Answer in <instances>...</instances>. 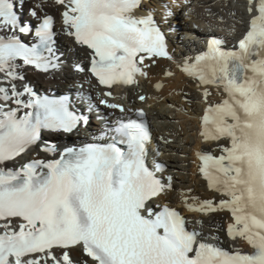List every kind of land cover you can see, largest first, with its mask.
Returning <instances> with one entry per match:
<instances>
[{
	"label": "snow or ice",
	"instance_id": "1",
	"mask_svg": "<svg viewBox=\"0 0 264 264\" xmlns=\"http://www.w3.org/2000/svg\"><path fill=\"white\" fill-rule=\"evenodd\" d=\"M192 4L0 0V264H264V0H227V35L178 59ZM178 72L207 195L161 159L174 140L144 107L142 82Z\"/></svg>",
	"mask_w": 264,
	"mask_h": 264
},
{
	"label": "bare ground",
	"instance_id": "2",
	"mask_svg": "<svg viewBox=\"0 0 264 264\" xmlns=\"http://www.w3.org/2000/svg\"><path fill=\"white\" fill-rule=\"evenodd\" d=\"M226 2L227 0H193L191 18L184 17L182 23L178 19L173 21L174 25L178 24L180 27L169 33V42L178 59L181 54H193L194 50L203 48L206 38L210 34L214 33L216 36L227 35L232 18L229 16L227 8L221 9V5ZM233 2L235 3V0ZM209 5L223 17L224 23H220L217 18L206 14L205 8ZM195 25H198V27H194ZM59 27L60 25L57 23V30H59ZM181 29L185 31L184 34L179 31ZM187 33L190 34V37L185 38ZM59 43L62 49L69 48L72 45V42L63 37L62 34L59 37ZM33 79L39 80L40 77L35 74ZM157 79V77H153V81ZM184 88L193 98H198L197 89L189 84L179 72L174 80L166 81L165 88L160 92L154 90L152 83L145 82H142L140 90L150 97H155V99L150 98L147 105H144L154 135L167 136L174 140L170 148L161 145L164 152L161 159L171 162L173 167L179 169L175 175L181 181L186 182L196 192L207 195L200 178L196 174V165L192 163L195 160L192 154L193 150L200 147V140L197 135V118L201 112V105L194 104L190 106L187 113L177 111L176 107H170V104H183V98L176 93ZM137 104H139L138 101Z\"/></svg>",
	"mask_w": 264,
	"mask_h": 264
},
{
	"label": "rangeland",
	"instance_id": "3",
	"mask_svg": "<svg viewBox=\"0 0 264 264\" xmlns=\"http://www.w3.org/2000/svg\"><path fill=\"white\" fill-rule=\"evenodd\" d=\"M183 18H184V17H180V16L178 15V21H179V22H181V21L183 20ZM181 23H182V22H181ZM175 27L178 28V27H180V26L177 24V25H175ZM179 31L182 32L183 34H184V32H185V31L182 30V29L179 30ZM186 37H190V34L187 33V35L185 36V38H186Z\"/></svg>",
	"mask_w": 264,
	"mask_h": 264
}]
</instances>
